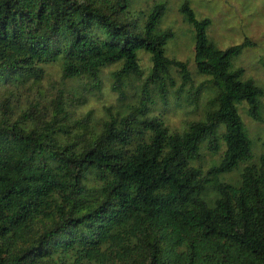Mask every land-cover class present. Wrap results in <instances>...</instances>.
I'll return each mask as SVG.
<instances>
[{
	"label": "trees",
	"instance_id": "1",
	"mask_svg": "<svg viewBox=\"0 0 264 264\" xmlns=\"http://www.w3.org/2000/svg\"><path fill=\"white\" fill-rule=\"evenodd\" d=\"M129 0H0V264H264V152L242 168L238 184L219 179L252 155L238 112L260 118L263 88L232 59L255 42L224 49L209 41L208 18L179 5L194 30V62L215 88L213 107L181 132L145 113L156 89L166 102L170 64L189 80L186 62L169 58L172 30L160 29L166 9L156 1L141 21ZM151 68L139 105L110 117L82 140H63L64 114L33 126L35 106L11 118L7 104L42 65L62 60V76L91 77L121 62L115 77ZM23 118V119H22ZM222 128V131H221ZM206 141L224 150L205 172L191 164ZM264 149V142H263ZM211 187L214 195L206 197Z\"/></svg>",
	"mask_w": 264,
	"mask_h": 264
},
{
	"label": "rangeland",
	"instance_id": "2",
	"mask_svg": "<svg viewBox=\"0 0 264 264\" xmlns=\"http://www.w3.org/2000/svg\"><path fill=\"white\" fill-rule=\"evenodd\" d=\"M159 0H129L130 18L141 22L154 2ZM166 3V9L159 23L160 29H171L172 36L165 45V54L186 62L190 79L184 80L182 70L175 64L168 66L172 79L166 102L160 98L156 89H152V102L148 104L146 114L161 116L171 131L181 132L189 122L204 118L207 110L213 107L215 88L209 77L197 71L194 62V30L179 12L184 0H160ZM197 19L208 18L210 24L206 34L216 47L224 49L232 44L241 43L245 37L255 42L244 48L232 59V67L243 68L242 79L250 78L263 88L260 100V118L253 119L247 113L245 102L238 104L245 131L252 141V155L229 172L219 175V179L238 184L242 168L245 165H257L259 156L264 152V0H187ZM138 62L141 75L124 74L115 77V71L121 62L102 67L97 78L62 76V60L55 59L42 65L39 79L25 81L23 87L14 90L9 97L7 108L11 118H17L34 103V108L22 119L27 125L40 124L56 111V99L59 97L63 112L59 114L63 128L60 138L63 140H82L90 133L99 130L102 123L110 117L121 116L139 105L140 87L151 68L150 55L141 51ZM222 131V128H221ZM224 146L220 143L217 151H210L204 141L199 148V156L191 164L204 172L216 164L222 156ZM214 195L211 187L204 194Z\"/></svg>",
	"mask_w": 264,
	"mask_h": 264
}]
</instances>
